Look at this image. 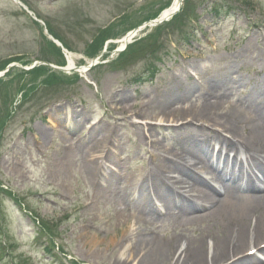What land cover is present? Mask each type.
<instances>
[{
	"label": "rangeland",
	"instance_id": "1",
	"mask_svg": "<svg viewBox=\"0 0 264 264\" xmlns=\"http://www.w3.org/2000/svg\"><path fill=\"white\" fill-rule=\"evenodd\" d=\"M172 1L21 0L75 55L74 70L63 74L43 64L67 66L60 49L48 40L45 24L36 23L12 0H0V264H116L122 251L116 242L126 231L118 224L121 213L131 230H151L164 239L182 234V241L203 234L212 243L211 221L176 223L167 216L155 222L141 215L144 222L136 225L140 219L133 208L120 205V197L135 201L128 181L158 163L151 154L159 153L161 160L180 156L182 127L188 124L176 121L153 131L156 146L129 118L142 111L145 118L139 122L146 123L158 107V96L176 77L199 88L189 100L170 105L174 110L202 106L204 96L215 93L208 82L227 75L228 68H236L229 71L235 77L257 78L264 70L255 60L264 58V0H189L187 19L178 22L182 28L174 21L144 29L135 38L138 43L119 57V41L157 18ZM224 2L232 16L216 18L211 7ZM144 57L154 64L161 60L155 77L145 71ZM92 61L97 63L94 69L74 78L78 68ZM37 63L43 65L31 71ZM194 66L198 73L191 70ZM146 77L150 81H143ZM256 92L245 86L226 93L225 112L237 103L264 104V94ZM67 113L83 123L77 126L66 119L73 118ZM207 128L218 134L216 127ZM111 131L121 151L106 164L118 173L111 186L128 195L113 193L102 199L86 176L83 142L89 137L90 143H100ZM221 136L235 140L225 132Z\"/></svg>",
	"mask_w": 264,
	"mask_h": 264
},
{
	"label": "bare ground",
	"instance_id": "2",
	"mask_svg": "<svg viewBox=\"0 0 264 264\" xmlns=\"http://www.w3.org/2000/svg\"><path fill=\"white\" fill-rule=\"evenodd\" d=\"M180 5L181 0H175L162 16L173 14ZM134 36L135 33H132L121 40L120 47L124 48ZM261 52L264 54V51ZM66 58L67 68L74 69L75 55L67 53ZM255 60L264 66V58ZM86 68L79 69V72L86 74ZM191 70L198 73L196 66ZM229 71L237 70L235 67L228 68L227 75L208 82L209 88L215 93L206 94L205 103L200 107L192 106L183 110L171 108L170 105L192 98L199 88L192 82L181 83L176 77L172 86L158 96L157 108L154 109L150 104L145 106L154 110L146 123L139 122L145 118L142 111L131 115L129 120L134 118L132 126L142 132L145 140L156 146L153 131L176 121L188 124L182 127L184 146L180 152L177 151L179 157L166 156L161 160L159 153L151 154L152 160L158 163H152L150 171H146L141 178L128 181L129 191L135 193L134 202L121 198L122 194L118 191V197L122 200L120 205L133 208L140 219L135 222L136 225L144 222L141 215L159 220L162 213L158 202L164 205L167 213L170 212L168 216L174 214L172 220L176 223L184 220L211 221L214 228L208 233L210 238L213 237L212 243L207 244L208 240H204L203 234L190 238L185 236L184 242L179 239L182 234L164 239L157 237L151 230H131L128 228L127 217L120 212L118 224L126 231L116 242V247L122 248L116 264H228L226 261L230 259L229 264H264L257 254L243 256L247 249H256L264 244V111L253 110L254 106L250 105L249 109H241L242 106L238 105L225 112L222 102L226 93L245 86H252L259 94H264V70H260L255 75L257 78L252 79L241 75L235 77L236 74ZM257 107L262 108L260 105ZM67 115L73 118L66 119L77 123V126L83 123V118H77L74 113ZM196 125L202 127H193ZM207 125L219 129L218 134L210 133ZM221 132L233 136L235 140L225 139ZM102 138L100 143H85L86 148L82 151L86 176L96 183L97 196L103 199L108 194H115L111 184L116 180V173L110 172L106 164L110 162V155L113 158L120 154V148L115 145L113 131ZM214 144L219 146L218 151ZM243 149L253 154V161L245 168L237 164L230 168L229 163L233 164L237 160L234 158L232 161L222 151L230 153L233 150L239 153ZM253 172L263 178L257 180ZM208 174L211 179L205 177ZM127 195L125 190L123 197ZM203 210L207 214H200ZM251 216H255V219ZM149 225L153 226L154 223ZM146 232L149 234L146 235ZM258 253L264 256V248ZM240 254L242 258H238Z\"/></svg>",
	"mask_w": 264,
	"mask_h": 264
},
{
	"label": "trees",
	"instance_id": "3",
	"mask_svg": "<svg viewBox=\"0 0 264 264\" xmlns=\"http://www.w3.org/2000/svg\"><path fill=\"white\" fill-rule=\"evenodd\" d=\"M218 12H219V10H218ZM220 14H222V11H221V13ZM179 20H184V17H179V19L177 20V21H179ZM57 38H59L58 36H56ZM66 45V44H65ZM2 67V65H0V68Z\"/></svg>",
	"mask_w": 264,
	"mask_h": 264
}]
</instances>
